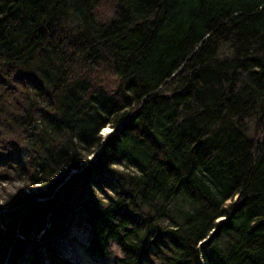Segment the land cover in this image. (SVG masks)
Here are the masks:
<instances>
[{
    "label": "trees",
    "instance_id": "1",
    "mask_svg": "<svg viewBox=\"0 0 264 264\" xmlns=\"http://www.w3.org/2000/svg\"><path fill=\"white\" fill-rule=\"evenodd\" d=\"M14 182L0 264H264V0H0Z\"/></svg>",
    "mask_w": 264,
    "mask_h": 264
},
{
    "label": "rangeland",
    "instance_id": "2",
    "mask_svg": "<svg viewBox=\"0 0 264 264\" xmlns=\"http://www.w3.org/2000/svg\"><path fill=\"white\" fill-rule=\"evenodd\" d=\"M101 133L103 135H107L110 133V129L105 128ZM17 187L19 188L22 187V184L19 182H14L13 184L0 183V206L4 204V200L6 199L7 194L14 192ZM38 188H39L38 186L28 187L26 192L28 193L37 192ZM78 233L79 235L76 234L77 242L74 243L73 247H69L67 241L64 242L63 257L69 260L70 264H91L86 258L83 249L81 248V244L84 243L83 237L82 235H80L81 232Z\"/></svg>",
    "mask_w": 264,
    "mask_h": 264
},
{
    "label": "bare ground",
    "instance_id": "3",
    "mask_svg": "<svg viewBox=\"0 0 264 264\" xmlns=\"http://www.w3.org/2000/svg\"><path fill=\"white\" fill-rule=\"evenodd\" d=\"M108 129H109V128H108ZM103 130H104V129H103ZM103 130H102V131H103ZM110 132H111V130H110ZM101 135H103V134L101 133Z\"/></svg>",
    "mask_w": 264,
    "mask_h": 264
}]
</instances>
